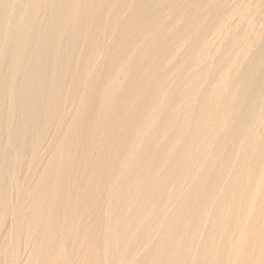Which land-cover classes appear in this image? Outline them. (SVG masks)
I'll use <instances>...</instances> for the list:
<instances>
[{"label": "bare ground", "instance_id": "6f19581e", "mask_svg": "<svg viewBox=\"0 0 264 264\" xmlns=\"http://www.w3.org/2000/svg\"><path fill=\"white\" fill-rule=\"evenodd\" d=\"M0 264H264V0H0Z\"/></svg>", "mask_w": 264, "mask_h": 264}]
</instances>
